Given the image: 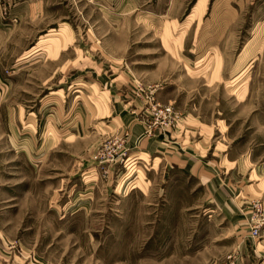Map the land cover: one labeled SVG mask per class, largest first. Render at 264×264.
Here are the masks:
<instances>
[{"label": "rangeland", "instance_id": "1", "mask_svg": "<svg viewBox=\"0 0 264 264\" xmlns=\"http://www.w3.org/2000/svg\"><path fill=\"white\" fill-rule=\"evenodd\" d=\"M29 1L50 18L0 70V264H264V0Z\"/></svg>", "mask_w": 264, "mask_h": 264}, {"label": "crops", "instance_id": "2", "mask_svg": "<svg viewBox=\"0 0 264 264\" xmlns=\"http://www.w3.org/2000/svg\"><path fill=\"white\" fill-rule=\"evenodd\" d=\"M45 9V6L39 2L24 0L19 7H16L17 22L11 23L8 21L5 23L0 20V70L14 69L16 62L26 56L25 47L31 38L48 27L50 17L44 15ZM173 11L171 9L170 13ZM211 14L214 15L213 12ZM215 24H217L216 19ZM67 31L68 28L63 26L55 35L41 38L40 41L46 42L44 49L56 54L63 44L62 42L69 39ZM37 50L39 51V49Z\"/></svg>", "mask_w": 264, "mask_h": 264}, {"label": "built area", "instance_id": "3", "mask_svg": "<svg viewBox=\"0 0 264 264\" xmlns=\"http://www.w3.org/2000/svg\"><path fill=\"white\" fill-rule=\"evenodd\" d=\"M255 205H257L258 207H256V209H259V207H262V205L261 204H259V203H256V204H254V206Z\"/></svg>", "mask_w": 264, "mask_h": 264}]
</instances>
